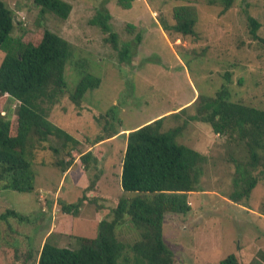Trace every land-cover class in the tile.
<instances>
[{
    "label": "rangeland",
    "instance_id": "374dc122",
    "mask_svg": "<svg viewBox=\"0 0 264 264\" xmlns=\"http://www.w3.org/2000/svg\"><path fill=\"white\" fill-rule=\"evenodd\" d=\"M4 1L19 20L14 37L37 44L47 27L71 42L73 50L65 69L69 89L76 87L82 72L99 76L102 82L86 93L81 108L74 107L66 94L62 105L50 112L49 118L72 134L78 145L68 142L64 148L60 139L51 136L46 147L36 151L35 190L0 189V211L14 208L27 216L0 221V264H37L51 230H55L53 242L71 248L79 246V236H96L99 221L112 216L121 194L119 178L126 146L122 132L172 112L177 115L167 116L163 128L183 125L179 142L208 156L200 189L189 194L190 211L166 215L164 237L175 253L174 264H219L230 253L241 264H264V179L247 202L229 199L236 144L215 133L209 123L192 119L197 105H190L199 93L213 95L227 83L232 100L264 108V0H234L225 12L222 5H210L207 0H135L130 8L119 0H67L73 6L67 19L53 12L41 15L34 0ZM181 4L193 5L198 11L195 36L163 28V19L175 23L174 8ZM99 10L112 15L118 49L106 40L108 33L91 23ZM247 14L261 22L258 38L250 33ZM129 23L136 29L128 30ZM139 31L141 43L135 41ZM126 45L130 61L121 58ZM4 55L0 50V63ZM17 103L7 94L0 96V110L7 108L14 119L12 134L17 130ZM185 103L190 106L179 111ZM96 115L105 118L99 121ZM104 127L106 133L122 132L100 145L101 159L92 160L86 169L80 156L91 150L90 141ZM70 146L75 149L71 151ZM53 147L59 148L58 154ZM70 152L75 160L66 173V166L58 161L69 160ZM98 176L102 177L96 180L98 188L86 189ZM85 195L88 200L78 213L62 210L63 203ZM117 233L127 242H134L140 234L129 222L119 226Z\"/></svg>",
    "mask_w": 264,
    "mask_h": 264
},
{
    "label": "trees",
    "instance_id": "16d2710c",
    "mask_svg": "<svg viewBox=\"0 0 264 264\" xmlns=\"http://www.w3.org/2000/svg\"><path fill=\"white\" fill-rule=\"evenodd\" d=\"M135 0H119L125 8H130ZM40 7V14L53 12L67 19L72 11V3L67 0H34ZM208 4L223 6L222 12L229 10L234 0H207ZM112 15L99 10L91 23L108 33L106 40L118 49L119 35L113 31ZM174 24L163 19V28L182 35L195 36L198 11L193 5L181 4L174 8ZM247 21L252 37L258 38L261 22L251 14ZM19 23L16 13L4 0H0V50L5 55L0 63V96L8 95L17 101V130L12 134L14 119L8 109L0 110V189H14L21 192L35 190L36 172L34 160L37 149H44L51 136L61 140L66 148L71 142L79 141L64 128L55 124L50 112L59 105L66 94L74 107H82L86 93L101 85V78L90 72H82L74 89L68 88L65 69L72 54V44L65 37L45 27L39 43L23 40L12 35ZM128 24V30H134ZM136 29V28H135ZM135 41L141 43L142 33H136ZM122 60L132 58L129 46L121 51ZM229 82L231 73L225 76ZM196 104L194 120L209 123L215 133L223 134L228 142L236 144L233 151L235 164L234 188L229 199L244 203L250 199L252 190L259 180L264 179V108L243 101L232 100L227 83L213 94L199 93L192 104ZM179 111H184L188 106ZM65 110V107L62 106ZM172 112L145 122L138 127L122 132L114 130L97 134L90 141V147L122 132L126 146L123 154L119 178L121 194L116 200L110 218L103 217L98 223L96 236H79V246L71 248L53 242L54 231L46 237L38 253L37 264H174L173 249L164 237V223L168 213H188L191 208L189 194L200 189L201 176L208 156L178 140L184 130L183 125L164 129L165 118L177 115ZM108 116V114H106ZM100 121V117L96 115ZM101 118H105L101 117ZM70 146V148H72ZM101 147V146H100ZM58 154L59 148L53 147ZM75 148H72L73 151ZM92 149L81 154V162L86 169L92 160L98 161ZM58 162L67 171L75 157ZM98 179L91 180L86 189L98 188ZM98 180V181H96ZM98 183V184H97ZM86 195L76 202L63 203L62 210L78 213ZM10 218L24 220L26 215L14 208L0 211V221ZM129 222L139 231L134 242L121 240L117 230ZM219 264H241L235 253H230Z\"/></svg>",
    "mask_w": 264,
    "mask_h": 264
},
{
    "label": "crops",
    "instance_id": "0c3cea01",
    "mask_svg": "<svg viewBox=\"0 0 264 264\" xmlns=\"http://www.w3.org/2000/svg\"><path fill=\"white\" fill-rule=\"evenodd\" d=\"M189 102H190V101H189ZM187 103H188V102H187ZM187 103H185L184 105H187ZM184 105H183V106H184ZM161 115H163V114H160V115H157V116H155V117H152V118L148 119V120L145 121V122H148V121H150V120H153V119H155V118H157V117H159V116H161ZM145 122H144V123H145ZM142 124H143V123H142ZM140 125H141V124H139V125H137V126H135V127H138V126H140ZM135 127H133V128H135ZM128 129H132V128H128ZM128 132H129V131H128ZM104 142H105V141L101 142L100 145H101L102 143H104ZM93 147H94V149H95V150H94V149L92 150V151H94V152H93V155H94L96 158L101 159V157H100V153H101V152H100V150H99V149H100V148H99L100 146H99V145H95V146H93ZM98 148H99V149H98ZM91 149H92V148H91ZM97 150H98V151H97ZM96 151H97V152H96ZM67 172H68V171H66V173H67ZM51 232H52V230H51ZM49 234H50V233H49ZM49 234H48V235H49ZM48 235H47V236H48Z\"/></svg>",
    "mask_w": 264,
    "mask_h": 264
}]
</instances>
